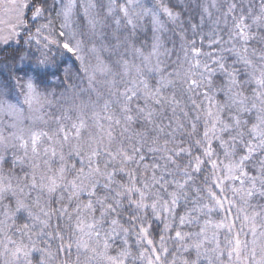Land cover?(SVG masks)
Masks as SVG:
<instances>
[{"label":"snow or ice","instance_id":"6c2138e0","mask_svg":"<svg viewBox=\"0 0 264 264\" xmlns=\"http://www.w3.org/2000/svg\"><path fill=\"white\" fill-rule=\"evenodd\" d=\"M0 9L3 264H264V0Z\"/></svg>","mask_w":264,"mask_h":264},{"label":"trees","instance_id":"16d2710c","mask_svg":"<svg viewBox=\"0 0 264 264\" xmlns=\"http://www.w3.org/2000/svg\"><path fill=\"white\" fill-rule=\"evenodd\" d=\"M174 2L182 3V1L179 2L178 0H176ZM15 47L16 46H11V48H15ZM7 55H8V53H4L3 55H0V61H3L5 56H7ZM55 62L58 65V69L55 70L56 74L54 76L49 75L48 77H46V80H47V83H48V87H49L50 90H51V88L53 86L56 85L55 81L58 80V84L60 86V82L63 79H65V77L63 75V72H62L63 67L70 68L71 70H75L76 71V69L79 66L78 61L72 55L68 56L64 60H56ZM5 67L6 66L3 63H0V82H3L5 80V77L7 76V68H5ZM0 264H2V259H0Z\"/></svg>","mask_w":264,"mask_h":264},{"label":"rangeland","instance_id":"374dc122","mask_svg":"<svg viewBox=\"0 0 264 264\" xmlns=\"http://www.w3.org/2000/svg\"><path fill=\"white\" fill-rule=\"evenodd\" d=\"M174 1H176V0H174ZM178 1L181 2L182 0H178ZM107 2H108V0H105V3H107ZM2 14H3V9H0V15H2ZM11 46H16V45L13 44ZM50 55L54 58L55 61L56 60H64V59H66L70 55L74 56L73 54L67 53L66 51H64L62 49H57L56 46H51ZM75 59H76V57H75ZM65 71L71 73L73 75V77L75 78V72H76L75 70H71L70 68L63 67L62 72H63L64 77H65ZM55 82H56V85L53 86L50 91L56 92V93L63 92V85L61 84V82H60V86L58 84V80L55 81ZM216 191H217V194L219 195L220 194L219 193V190L217 189ZM233 214L234 213H227L226 210H221L219 216L216 217V219H220V218H222L225 215L232 216ZM249 239H251V237H249ZM2 264H3V261H2Z\"/></svg>","mask_w":264,"mask_h":264}]
</instances>
